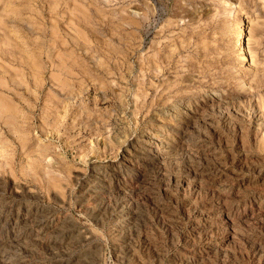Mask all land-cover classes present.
I'll use <instances>...</instances> for the list:
<instances>
[{
	"label": "rangeland",
	"instance_id": "1",
	"mask_svg": "<svg viewBox=\"0 0 264 264\" xmlns=\"http://www.w3.org/2000/svg\"><path fill=\"white\" fill-rule=\"evenodd\" d=\"M0 264H264V0H0Z\"/></svg>",
	"mask_w": 264,
	"mask_h": 264
}]
</instances>
